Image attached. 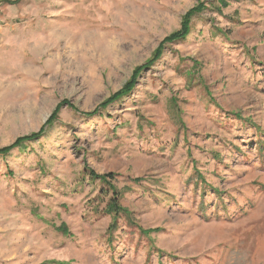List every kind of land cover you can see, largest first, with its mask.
<instances>
[{
    "label": "rangeland",
    "instance_id": "rangeland-1",
    "mask_svg": "<svg viewBox=\"0 0 264 264\" xmlns=\"http://www.w3.org/2000/svg\"><path fill=\"white\" fill-rule=\"evenodd\" d=\"M219 1L0 4V148L59 107L0 155V264H264V0Z\"/></svg>",
    "mask_w": 264,
    "mask_h": 264
},
{
    "label": "trees",
    "instance_id": "trees-1",
    "mask_svg": "<svg viewBox=\"0 0 264 264\" xmlns=\"http://www.w3.org/2000/svg\"><path fill=\"white\" fill-rule=\"evenodd\" d=\"M18 1L19 0H15V1L3 0V1H0V4L1 3L14 4V3H17ZM217 1H219V0H217ZM219 2L221 4L220 5L221 8H219L218 10H220V12H221L223 7L228 6V2L226 0H220ZM203 3H204V1L203 2L201 1L200 3H198L195 7H193L190 11H188L183 16L181 28L178 31H175L172 34H170L169 36H167L161 42L159 48L156 50L154 58L151 61H149L148 63L137 67L134 70L132 78L124 85V87L122 89H120L119 91L110 95L104 101V103H102L101 107L103 109H106V107L109 106L110 104L122 99L124 96L128 95L134 89L137 77L140 75V73L142 72V70L145 67L152 65L158 58H160V56L162 54V49H163L165 44L175 42V41H179V40H183L187 37L188 33L190 32L191 19L193 18V16L197 12H201L202 8L204 7ZM100 108H98L94 111L86 112L85 116H93L95 114H98L100 112L99 111ZM58 110H59V107L56 108V110L51 114V116L48 118L46 123L41 127V129L39 131L18 137L12 144L0 148V155L5 156V155L9 154L15 148L22 147L27 142L39 140L43 136H45L48 132V129H50L51 127L54 126V122H55ZM86 170L88 171V174L91 176L92 179H100L102 181L107 182L109 187L113 191V196L109 200V203L107 204V207H106L107 213H109L112 217L113 224H114L113 227L117 225L116 221L118 220L120 215L130 216L129 210L121 205L119 193L116 192V187L112 184V180L109 179V178H112L113 175H111V173L98 174L93 169H89V168H87ZM159 230L160 229H150V230L142 229V231L146 234H149L152 232H157ZM60 264H68V263L60 262Z\"/></svg>",
    "mask_w": 264,
    "mask_h": 264
}]
</instances>
